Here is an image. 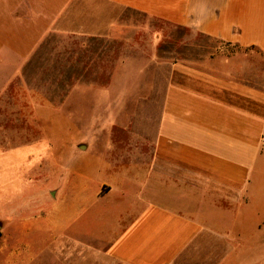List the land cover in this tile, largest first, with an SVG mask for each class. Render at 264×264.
I'll return each mask as SVG.
<instances>
[{
    "label": "crops",
    "instance_id": "crops-1",
    "mask_svg": "<svg viewBox=\"0 0 264 264\" xmlns=\"http://www.w3.org/2000/svg\"><path fill=\"white\" fill-rule=\"evenodd\" d=\"M151 20L199 34L215 51L201 46L196 63L172 61L166 81L150 87L104 80L141 72L143 51L157 55ZM52 40L60 44L47 53ZM62 41L82 43L78 68L102 77L30 82L39 58L62 56ZM109 53L122 56L116 71ZM63 88L73 89L64 100ZM111 99L134 105L128 119L139 124L123 137L75 125L118 121L105 109ZM0 106L1 121L27 123L9 136L31 139L7 148L4 168L29 171L20 145L44 139L35 164L54 171L36 204L7 219L21 235L12 259L264 264V0H0ZM145 121L156 128L142 129Z\"/></svg>",
    "mask_w": 264,
    "mask_h": 264
},
{
    "label": "rangeland",
    "instance_id": "rangeland-1",
    "mask_svg": "<svg viewBox=\"0 0 264 264\" xmlns=\"http://www.w3.org/2000/svg\"><path fill=\"white\" fill-rule=\"evenodd\" d=\"M139 20L145 25L143 28L147 30V24L150 21L142 16L139 18ZM151 23V28L154 29L153 33L158 36L157 44L154 45L155 48L158 49L157 55L155 50L152 49L150 52L151 56L145 57L144 54L149 53V51H143L142 56L136 57L135 59V64L137 67H139L141 72L136 74H118L111 72L109 75H104V80L136 81L146 85L147 87H150L153 86V83L155 82L163 83L166 81V69L172 61L179 60L196 63L201 57V46H204L202 50L206 49L211 52H214V46H217V44L210 41L201 40V36L199 34H196L190 30L165 25L164 23L156 20H151ZM59 44L60 43L54 40L46 42L44 50L47 53L52 52L55 48L58 49ZM61 45V57L54 58L52 56H45L44 58L38 59L36 65L40 67V69L32 68L27 74V78L30 82H58L64 86L65 84L69 85L79 80L84 81L91 78L97 79L102 77V75L87 74L83 72V67L78 68L80 65L85 66V62H87L86 54L84 52H80L84 51L82 50V43L62 41ZM71 51H74L73 56ZM99 55H101V53ZM109 56L110 65L108 67L110 70L116 71L119 68V65H121V61H123L122 56L121 54L118 55L117 53H109ZM155 56H157V58ZM90 60H92V58ZM126 60L130 61L129 59ZM76 61L79 63H76ZM99 61H101V59H99ZM72 69L74 70L73 72H71ZM152 90L148 89L145 91L150 95V93L153 92ZM46 92L53 93L54 91L46 90ZM71 92H73V89L63 88L62 99L64 100L67 98ZM114 92L118 93V90ZM125 104L126 105H123L124 107H122V105L117 103L116 99H111L110 105L105 107L106 111L109 113V119H113L117 117L116 115H118V121L111 120L108 122L83 123L81 119H78L76 120L75 125L79 126V129L83 130L85 128L84 126L87 124L85 130H87L89 134L94 132L101 136L103 131H105L108 136L112 135L114 137H123V135L119 134V132L124 131L125 126H130L132 128V125L135 126L139 124L138 121H129L128 119L129 114L133 111V103L127 101ZM10 108L12 109L13 107ZM96 109L99 110V107L95 106V110ZM7 110L8 107L0 106V117H4L7 113ZM26 124L27 123H11L0 120V165L4 169L1 174V177L3 178L0 182V264H21V259H12L9 255L11 248L15 244L13 238H16V236L20 238L21 235L20 233L17 234L16 228L13 229L11 227H7V219L11 220L15 217L16 213H21L19 210H22L24 205H31V207L32 205L34 206L36 203L30 200H33L34 198L36 201L40 190L44 189V187L49 185V183L52 181V179L49 180V178L54 172L40 170L35 164L39 155V147L40 149L47 148L43 143L44 139H42V144L40 141L39 146L34 144L20 145L22 147L18 146L24 149L23 155L26 157L28 156L26 161L30 166L29 171H21L18 167H9V169L4 168V164L11 162V160H9L10 157L7 159V157L4 155L7 148L23 142H29L31 140L28 138H16L9 136L8 130L13 128L22 130L25 128ZM13 125L15 127H13ZM155 128L156 121L142 122V129L154 130ZM105 145V143H99V148L102 149L105 147ZM22 174L25 175L23 178H21ZM9 186L11 189L8 188ZM24 199L26 202L23 201ZM28 211L29 210H27V212Z\"/></svg>",
    "mask_w": 264,
    "mask_h": 264
}]
</instances>
